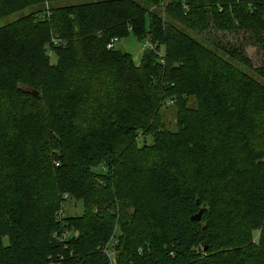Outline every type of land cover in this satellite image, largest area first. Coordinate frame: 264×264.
I'll use <instances>...</instances> for the list:
<instances>
[{
    "label": "trees",
    "instance_id": "1",
    "mask_svg": "<svg viewBox=\"0 0 264 264\" xmlns=\"http://www.w3.org/2000/svg\"><path fill=\"white\" fill-rule=\"evenodd\" d=\"M52 1L0 0V264H264V82L201 34L264 52V0Z\"/></svg>",
    "mask_w": 264,
    "mask_h": 264
},
{
    "label": "rangeland",
    "instance_id": "2",
    "mask_svg": "<svg viewBox=\"0 0 264 264\" xmlns=\"http://www.w3.org/2000/svg\"><path fill=\"white\" fill-rule=\"evenodd\" d=\"M87 1H94V0H56L52 1L51 7H58V6H64L65 7H70L73 4H80L83 2ZM185 1V0H181ZM46 4V2H44ZM47 8V16H49L52 13V10L48 9L50 8L49 4H46ZM31 11V7H26L20 11L14 12L6 17L0 18V26L4 25L10 21H13L17 19L18 17L22 15H26L28 12ZM39 17L42 16L41 14H38ZM46 15V11H45ZM56 27L58 26L57 23H55ZM60 27V26H59ZM61 28V27H60ZM211 29L208 32H202V36L207 39L208 44H210V47H213L214 45L217 47L220 46V51L224 54H228L227 58L230 60L229 57H231L230 53L234 50V48H230V46L234 47H239L243 50L244 58L245 61L247 60L248 63L251 64V67H249V72L250 75L253 79L264 82V52L261 47L260 42H258L255 38L251 37L250 32L247 30H239V31H227V30H222V31H216L212 27H209ZM213 45V46H212ZM115 49H119L121 51L127 52L131 55L132 59L134 62L139 64L140 56L143 52L142 50V45L141 42L137 40V38L133 34H129L125 38L119 39L115 45ZM59 51L58 47L54 45L53 47L50 46L49 48V54H50V62L51 63H57L59 61L58 57L56 56V52ZM242 64H237L238 67L244 68ZM246 71V69H244ZM88 98V97H87ZM29 108H26L23 106V104L20 106V108L16 107L14 110V115L18 118H21V113L28 111ZM176 115H177V107L176 106H168L166 108H162L159 111V116H160V121L163 124V127L169 131H175L177 129L176 125ZM264 128V118L261 124V128ZM148 137V138H147ZM145 139L147 142H145L147 145L149 143L150 137L147 136ZM140 138H143L141 136ZM258 138V139H257ZM144 139V140H145ZM256 140L258 142L262 143L264 142V138H260V135L258 134L256 137ZM138 147L141 146V142L137 144ZM148 147V146H147ZM6 164V162L2 159H0V165ZM96 177V176H94ZM103 180V179H102ZM93 182H96V179L94 178ZM66 192H62V197H66ZM70 195L68 194L67 197ZM90 205H93L92 203ZM62 211L63 215L66 217H72L75 215H79L83 211V206L80 201H75L73 199H68L63 202L62 206ZM121 219L119 214H117L116 220ZM118 228H117V233H118ZM253 235H251L252 241L255 240V242L258 241L259 234H257V231H255ZM70 235V233H69ZM198 249V248H197ZM200 250V249H199ZM118 255V250L113 249V251L110 253V256L115 259L116 263V258ZM122 259H123V254L120 253ZM116 257V258H115ZM121 263H123L121 261Z\"/></svg>",
    "mask_w": 264,
    "mask_h": 264
},
{
    "label": "water",
    "instance_id": "3",
    "mask_svg": "<svg viewBox=\"0 0 264 264\" xmlns=\"http://www.w3.org/2000/svg\"><path fill=\"white\" fill-rule=\"evenodd\" d=\"M200 217H201V210L199 212H197L196 214H194L191 218L193 220L198 221V220H200Z\"/></svg>",
    "mask_w": 264,
    "mask_h": 264
},
{
    "label": "built area",
    "instance_id": "4",
    "mask_svg": "<svg viewBox=\"0 0 264 264\" xmlns=\"http://www.w3.org/2000/svg\"><path fill=\"white\" fill-rule=\"evenodd\" d=\"M110 46H111V44H110V43H108L107 47H108V48H110Z\"/></svg>",
    "mask_w": 264,
    "mask_h": 264
}]
</instances>
